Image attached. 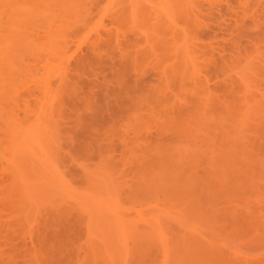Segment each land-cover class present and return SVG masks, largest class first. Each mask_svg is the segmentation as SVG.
Masks as SVG:
<instances>
[{
    "label": "rangeland",
    "instance_id": "rangeland-1",
    "mask_svg": "<svg viewBox=\"0 0 264 264\" xmlns=\"http://www.w3.org/2000/svg\"><path fill=\"white\" fill-rule=\"evenodd\" d=\"M0 3V264H264V0Z\"/></svg>",
    "mask_w": 264,
    "mask_h": 264
},
{
    "label": "bare ground",
    "instance_id": "bare-ground-1",
    "mask_svg": "<svg viewBox=\"0 0 264 264\" xmlns=\"http://www.w3.org/2000/svg\"><path fill=\"white\" fill-rule=\"evenodd\" d=\"M1 1H2V0H1ZM118 1H119V0H118ZM140 1H141V0H140ZM260 1H261V0H260ZM116 2H117V1H116ZM131 2H132V1H131ZM3 3H4V2H3ZM173 3H174V2H173ZM190 3H191V2H190ZM0 4H1V3H0ZM21 4H22V3H21ZM259 4H260V3H259ZM2 5H3V4H2ZM22 6H23V5H22ZM26 6H27V5H26ZM256 6H258V5H256ZM260 6H261V5H260ZM1 7H2V6H1ZM24 7H25V6H24ZM152 7H153V6H152ZM138 8H139V7H138ZM142 8H143V7H142ZM162 8H163V7H162ZM167 8H168V7H167ZM255 8H256V7H255ZM1 9H3V7H2ZM154 9H155V8H154ZM170 10H171V9H170ZM244 11H245V10H244ZM0 12H1V11H0ZM17 12H18V11H16V14H17ZM40 12H41V11H40ZM139 12H140V11H139ZM19 13H20V11H19ZM16 14L14 15L15 17H16ZM21 14H22V11H21ZM21 14H20V15H21ZM26 14H27V13H26ZM141 14H142V13H140V15H141ZM136 15H137V14H136ZM244 15H245V14H244ZM24 16H25V14H24ZM24 16H23V17H24ZM156 16H157V15H156ZM152 17H153V16H152ZM19 18H20V17H19ZM149 18H150V17H149ZM0 19H1V16H0ZM142 19H144V17H143ZM158 19H159V18H158ZM146 20H147V18H146ZM140 21H141V20H140ZM263 22H264V21H263ZM147 23H148V22H147ZM261 23H262V22H261ZM259 24H260V23H259ZM145 26H146V25H145ZM171 26H172V25H171ZM173 27H174V26H173ZM173 27H172V29H173ZM169 29H170V28H169ZM164 30H166V29H164ZM174 30H175V28H174ZM158 31H159V30H158ZM29 32H30V31H29ZM164 32H165V31H164ZM164 32H163V33H164ZM175 32H176V31H175ZM163 33H162V34H163ZM168 33H169V31H168ZM158 34H159V32H158ZM147 35H148V34H147ZM160 35H161V34H160ZM172 36H174L173 33H172ZM15 39H16V38H15ZM19 40H20V39H19ZM23 40H24V39H23ZM172 40H174V39H172ZM0 41H1V40H0ZM20 41H21V40H20ZM5 43H6V42H5ZM10 46H11V45H10ZM20 47H22V46H20ZM1 50H2V49H1ZM15 50H17V49H15ZM15 50H14V51H15ZM8 51H10V50H8ZM15 53H16V52H15ZM257 54H258V53H257ZM255 57H256V56H255ZM257 65H258V64H257ZM259 68H260V67H259ZM254 70H255V69H254ZM260 71H261V70H260ZM260 75H261V74H260ZM45 85H46V84H45ZM246 86H247V84H246ZM44 87H45V86H44ZM244 88H245V87H244ZM245 89H247V88H245ZM43 90H44V88H43ZM248 90H249V89H248ZM48 91H49V90H48ZM243 91H244V90H243ZM254 91H255V90H254ZM247 92H248V91H246L245 94H246ZM258 92H259V91H258ZM43 94H45V97H46V90H45V93L43 92ZM48 94H49V93H48ZM50 94H51V92H50ZM51 95H52V94H51ZM51 95H50V96H51ZM52 96H53V95H52ZM45 97H44V98H45ZM244 99H245V98H244ZM244 101H245V100H244ZM247 101H248V99H247ZM45 104H46V103H45ZM245 105H246V104H245ZM44 107H45V106H44ZM41 108H42V107H41ZM41 108L39 109V112H38V113H41V112H40ZM43 109H44V108H43ZM43 112L46 113L45 109L42 111V113H43ZM45 113H43V114H45ZM44 116H45V115H44ZM41 118H42V116H41ZM41 118H40V119H41ZM43 118H45V117H43ZM43 118H42V119H43ZM261 123H262V122H261ZM252 133H253V132H252ZM249 137H250V136H249ZM246 141H247V140H246ZM242 143H243V142H242ZM240 144H241V143H240ZM240 144H239V145H240ZM259 144H260V143H259ZM252 146H254V145H252ZM239 147H240V146H239ZM239 147H238V149H239ZM245 147H246V145L244 146V149H245ZM258 147H259V146H258ZM242 148H243V145H242ZM256 148H257V147H256ZM259 148H260V147H259ZM246 149L249 150L248 148H246ZM250 151H251V150H250ZM232 152H233V151H232ZM246 152H247V151H246ZM40 153H42V155L40 154L41 157H37V158H38V159H40V158L43 159V160H42V163H47V161L45 160V159H47V158H45V157L43 156V155H44V154H43L44 152L41 150ZM244 153H245V152H244ZM247 153H248V152H247ZM236 154H237V153H236ZM248 154H249V153H248ZM33 155H34V154H33ZM36 156H37V154L34 155L33 157L36 158ZM237 156H238V155H237ZM241 156H242V155H241ZM241 156H240V157H241ZM254 156H255V155H254ZM42 157H44V158H42ZM251 157H252V156H251ZM238 158H239V157H238ZM242 158H243V157H242ZM41 159H40V160H41ZM40 160H38V161H40ZM225 162H226V161H225ZM37 163H38V162H37ZM49 163H50V162H49ZM226 163H227V162H226ZM44 165H45V167L47 166L46 164H44ZM48 165L50 166V164H48ZM241 166H242V165H241ZM241 166H240V167H241ZM42 167L45 169V167H44L43 165H42ZM51 167H52V166H51ZM240 167H239V168H240ZM48 168H49V167H48ZM50 169H51V168H50ZM45 170H46V169H45ZM227 170H228V169H227ZM243 173H244V172H243ZM52 174H53V173H52ZM241 176H242V174H241ZM211 177H212V176H211ZM235 178H236V177H235ZM251 178H252V177H251ZM241 179H242V178H241ZM52 180H53V179H52ZM210 180H211V178H210ZM251 180H252V179H251ZM207 182H209V180H208ZM243 182H244V181H243ZM232 183H233V182H232ZM245 183H246V182H245ZM205 184H206V183H205ZM210 184H211V183H210ZM250 184H251V183H250ZM214 185H215V184H214ZM248 187H250V186H248ZM214 189H215V188H214ZM249 189H250V188H249ZM229 190H230V189H229ZM213 191H214V190H213ZM216 191H217V189H216ZM250 192H251V191H250ZM236 193H237V192H236ZM236 193H234V194H236ZM240 193H241V192H240ZM240 193H239V194H240ZM245 195H246V194H245ZM218 196H219V195H218ZM225 197H226V195H225ZM234 202H236V201H234ZM237 202H238V200H237ZM241 203H242V202H241ZM238 204H240V203H238ZM242 204H243V203H242ZM234 205H235V203H234ZM231 206H232V205H231ZM214 207H215V206H214ZM226 207H227V206H226ZM221 208H222V207H221ZM229 208H230V207H229ZM244 208H245V207H244ZM235 210H236V209H235ZM238 210H239V209H238ZM209 212H210V211H209ZM224 212H226V211H224ZM241 212H242V211H241ZM193 213H194V212H193ZM239 213H240V212H239ZM229 214H230V213H229ZM229 214H227V215H229ZM194 215H195V214H194ZM242 216H243V215H242ZM242 216H241V217H242ZM252 216H253V215H252ZM231 217H232V216H231ZM193 218H195V217H193ZM251 218H252V217H251ZM255 218H256V217H255ZM247 219L249 220V217H248ZM196 220H197V219H196ZM225 220H226V219H225ZM252 220H254V219H252ZM226 221H227V220H226ZM250 221H251V220H250ZM144 222H145V221H144ZM197 222H198V221H197ZM221 224H222V223H221ZM227 224H229V223H227ZM234 224H235V223H234ZM197 225H198V224H197ZM249 225H250V223H249ZM249 225H248V226H249ZM195 226H196V224H195ZM226 226H227V225H226ZM237 226H238L239 228L241 227V226H239V225H237ZM237 226H236V227H237ZM200 227H201V226H200ZM231 227H233V226H231ZM204 228H205V227H204ZM222 228H223V227H222ZM229 228H230V227H229ZM207 229H208V228H207ZM207 229H206V232H207ZM209 229H210V228H209ZM231 229H232V228H231ZM234 229H235V228H234ZM234 229H233V230H234ZM236 229H238V228H236ZM243 229H244V228H243ZM195 231H196V230H195ZM215 231H216V229H215ZM215 231H212V232H215ZM234 231H235V230H234ZM241 231H242V230H241ZM204 232H205V231H204ZM212 232H211V233H212ZM236 232H237V231H236ZM239 232H240V231H239ZM246 232H247V231H246ZM215 233H216V232H215ZM227 234H228V233H227ZM235 234L238 235V232L235 233ZM237 235H236V237H237ZM239 235H240V233H239ZM247 237H248V236H247ZM251 237H252V236H251ZM245 238H246V237H245ZM257 239H258V238H257ZM248 240H249V239H248ZM224 241H225V240H224ZM253 241H254V240H253ZM205 242H206V241H205ZM225 242H227V244H228V240H227V239H226ZM210 244H211V243H210ZM229 245H230V244H229ZM234 245H235V244H234ZM234 245H233V246H234ZM230 246H231V245H230ZM215 247H216V246H215ZM234 247H235V246H234ZM218 248H219V247H218ZM225 248H226V247H225ZM230 248H231V247H230ZM236 249H237V248H236ZM236 249H235V250H236ZM225 250H226V249H225ZM225 252H226V251H225ZM231 252H232V251H231ZM223 254H225V253H223ZM223 254H222V255H223ZM224 256H225V255H224ZM210 258H211V257H210ZM226 258H227V257H226ZM226 258H225V260H226ZM239 258H240V257H239ZM207 259H209V258H207ZM204 260H206V259L204 258ZM204 260H203V261H204ZM221 261H222V260H221ZM209 262H210V261H209ZM225 262H226V261H225ZM225 262H224V263H225ZM211 263H212V262H211ZM218 263H219V262H218ZM218 263H216V264H218ZM213 264H214V263H213Z\"/></svg>",
    "mask_w": 264,
    "mask_h": 264
}]
</instances>
